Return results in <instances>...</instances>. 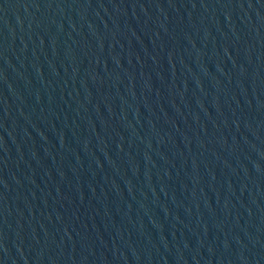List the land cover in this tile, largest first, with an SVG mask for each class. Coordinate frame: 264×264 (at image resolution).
<instances>
[{
    "label": "water",
    "instance_id": "1",
    "mask_svg": "<svg viewBox=\"0 0 264 264\" xmlns=\"http://www.w3.org/2000/svg\"><path fill=\"white\" fill-rule=\"evenodd\" d=\"M0 264H264V0H0Z\"/></svg>",
    "mask_w": 264,
    "mask_h": 264
}]
</instances>
